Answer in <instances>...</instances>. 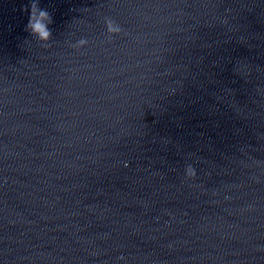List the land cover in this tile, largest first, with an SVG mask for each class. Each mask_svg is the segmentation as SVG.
I'll list each match as a JSON object with an SVG mask.
<instances>
[{
  "label": "water",
  "instance_id": "95a60500",
  "mask_svg": "<svg viewBox=\"0 0 264 264\" xmlns=\"http://www.w3.org/2000/svg\"><path fill=\"white\" fill-rule=\"evenodd\" d=\"M39 3L47 46L0 0V264H264V0Z\"/></svg>",
  "mask_w": 264,
  "mask_h": 264
},
{
  "label": "clouds",
  "instance_id": "9594fccd",
  "mask_svg": "<svg viewBox=\"0 0 264 264\" xmlns=\"http://www.w3.org/2000/svg\"><path fill=\"white\" fill-rule=\"evenodd\" d=\"M108 32L112 35L120 34L123 29L120 24L111 18L106 19ZM52 23V16L47 9L41 8L39 0H31L29 21L26 30L37 38L43 46H47L52 40V31L49 25ZM87 44V39H80L76 46L83 47ZM198 175L197 169L193 164H187L185 167V177L195 179ZM123 259V257H121Z\"/></svg>",
  "mask_w": 264,
  "mask_h": 264
}]
</instances>
